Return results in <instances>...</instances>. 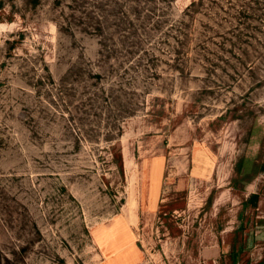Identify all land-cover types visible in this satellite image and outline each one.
Wrapping results in <instances>:
<instances>
[{
  "label": "rangeland",
  "instance_id": "rangeland-1",
  "mask_svg": "<svg viewBox=\"0 0 264 264\" xmlns=\"http://www.w3.org/2000/svg\"><path fill=\"white\" fill-rule=\"evenodd\" d=\"M264 264V0H0V264Z\"/></svg>",
  "mask_w": 264,
  "mask_h": 264
},
{
  "label": "trees",
  "instance_id": "trees-1",
  "mask_svg": "<svg viewBox=\"0 0 264 264\" xmlns=\"http://www.w3.org/2000/svg\"><path fill=\"white\" fill-rule=\"evenodd\" d=\"M233 262H234V264H237V261H236V259H234V261H233Z\"/></svg>",
  "mask_w": 264,
  "mask_h": 264
}]
</instances>
